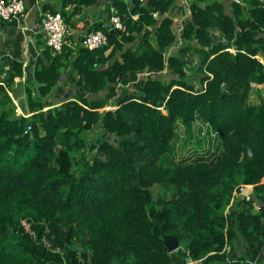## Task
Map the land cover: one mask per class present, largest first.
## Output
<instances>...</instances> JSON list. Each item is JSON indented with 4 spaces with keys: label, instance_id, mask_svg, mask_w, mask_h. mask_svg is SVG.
Returning a JSON list of instances; mask_svg holds the SVG:
<instances>
[{
    "label": "trees",
    "instance_id": "obj_1",
    "mask_svg": "<svg viewBox=\"0 0 264 264\" xmlns=\"http://www.w3.org/2000/svg\"><path fill=\"white\" fill-rule=\"evenodd\" d=\"M95 2L62 0L60 13L74 25L73 15ZM175 2L109 0L122 25L103 28L105 44L58 51L45 44L30 80L43 98L64 67L78 90L59 104L44 108L26 86L23 112L16 111L20 59L0 78V264H183L186 256L215 264L243 243L252 258L264 254V98L248 102L252 86L264 87V64L253 56L264 20L192 2L181 42L166 56L177 40L168 14ZM43 10L59 12L49 3ZM215 24L225 40L212 41ZM231 41L235 52L226 48ZM6 50L0 44V55ZM189 51L199 56V86L182 59ZM145 68L157 73L110 100L127 73ZM203 124L214 155L169 156L177 125L183 140L197 144ZM241 184L252 186L247 195ZM152 186L160 188L155 195ZM167 233L177 236V248L167 250Z\"/></svg>",
    "mask_w": 264,
    "mask_h": 264
},
{
    "label": "crops",
    "instance_id": "obj_2",
    "mask_svg": "<svg viewBox=\"0 0 264 264\" xmlns=\"http://www.w3.org/2000/svg\"><path fill=\"white\" fill-rule=\"evenodd\" d=\"M192 2L199 7L214 4L213 9H218L223 14L231 16L234 19L239 18L243 21H255L257 18H259L264 20V0H242L241 2H235L233 0H176L172 8L169 9L168 13L172 16L173 22H175V24L179 21L183 24V21L190 16V6ZM45 3H49L50 6L57 8L60 13L62 0H25V11L21 16H19V18L11 21L0 20V44H3V46L7 48L6 52L0 55V78L3 77L5 73L11 68L14 59H20L22 61V76L20 79H16L17 81H14L12 84L14 88L12 92H14V95H12V92L9 91L12 95L14 103L16 104V109H18L17 112H23L22 108L20 107V103L22 101L24 104H26V86H29L33 89L31 92L32 97L41 99L43 101L45 105L44 108L59 104L63 100L71 98L78 90V88L70 81L64 79L66 69L61 67V78L57 81L56 85L49 91V93L43 98H40L35 94L34 83L30 80V78L33 76L36 58L38 55L42 54V48L46 44L45 35L40 24V11L43 10V4ZM110 6L112 5H110L109 0H96L95 3L90 5H83L81 10L73 15L75 24L70 25L71 33L69 34L68 43L73 49L78 46V42L82 34L88 30V28L93 23L103 21L108 18ZM70 9L71 4L67 3L64 7V10ZM157 17H159V15ZM218 27L219 25L215 24L210 28L212 41L219 39L225 40L224 35L221 33V30ZM257 36L264 37V24H262L258 29ZM226 48L231 52H235L237 50L236 44L232 41ZM174 49H176V46L171 45L167 51H173ZM187 53L193 55L192 63L187 64L189 67H191L186 68L187 74L193 81L194 85L199 86V75L193 70L199 61V56L197 53L192 51ZM253 56L258 58L264 64V42L258 45L257 52ZM140 72L141 70L136 71L133 74L127 73L122 81L119 82L120 88H118V96L112 97L110 100L116 97L118 98L120 95L139 88L140 83L146 77L145 75H141ZM167 74L171 73L167 72ZM261 98H264V87L258 88L257 86H252L248 94V102L258 103ZM29 113L30 112L26 110V114ZM241 198L243 199L242 196H240L238 199L240 202L237 208L240 209V212H245ZM226 246L228 249L230 245L227 244ZM240 254H242L243 257L238 256ZM234 257H239L238 264H254L260 261L261 258L264 259V254L260 258H252L247 243H243L236 248H233L228 256V260H221L215 264H227V261L231 262ZM190 262L191 264H200L201 259L190 258Z\"/></svg>",
    "mask_w": 264,
    "mask_h": 264
},
{
    "label": "built area",
    "instance_id": "obj_3",
    "mask_svg": "<svg viewBox=\"0 0 264 264\" xmlns=\"http://www.w3.org/2000/svg\"><path fill=\"white\" fill-rule=\"evenodd\" d=\"M235 2H241L242 0H233ZM25 0H0V20L11 21L19 18L25 11ZM109 16L105 21H101L100 27L91 28L86 30L80 40L79 44L88 48L99 47L107 42V36L103 28H116L121 27L122 22L117 9L114 6L109 8ZM152 16L157 17V11L152 12ZM40 24L41 29L45 35V43L54 50H60L64 44L69 43V34L71 33L70 25L65 21L64 16L59 12H51L49 10L40 11ZM182 22H173V28L176 36V47L180 43V35L182 31ZM170 51L165 52L167 56ZM157 73L153 69H143L140 74L146 77L150 74ZM248 186V185H247ZM246 185L241 184L239 186L241 192ZM247 195V194H245Z\"/></svg>",
    "mask_w": 264,
    "mask_h": 264
},
{
    "label": "rangeland",
    "instance_id": "obj_4",
    "mask_svg": "<svg viewBox=\"0 0 264 264\" xmlns=\"http://www.w3.org/2000/svg\"><path fill=\"white\" fill-rule=\"evenodd\" d=\"M117 87L120 88L119 83H118ZM32 91H33V89L31 88V92ZM108 107L109 108L110 107H115V105L114 104H109V106L108 105L104 106V108H108ZM16 111H18V109H16ZM197 125H198V122H196V125L193 126L195 133L197 131V129H196ZM204 126L205 125L203 124L202 127L200 128V129H202V132L203 131L205 132V134L203 135V136H205L204 141H201L200 143L196 144V139H191L190 138L188 140H186V139L183 140L184 135H183V132H182V126L177 125V127H176V131H177L176 141H177V144L175 145L176 148L173 150L172 153H169V156H171L174 160H181L182 158H185L188 155L193 156L196 153H200V152L205 151V150H206L205 154L207 155L206 158H209L212 155H214L218 151V149L215 146L211 145V142H210L211 140L208 141V138H207L208 134L206 132L208 130H205ZM92 133H93V131H91V130L88 131V136L89 137L93 136L94 134H92ZM262 180H264V177L262 178ZM158 189H160V188H156L154 186L151 187V192L153 193V195H155L158 192L157 191ZM238 198H240V196H237L235 198V200L236 199L238 200ZM241 200L243 201L242 198H241ZM239 202H240V200H239ZM255 206H256V203H253L251 210L257 211V206L256 207ZM245 210H246V208H245Z\"/></svg>",
    "mask_w": 264,
    "mask_h": 264
},
{
    "label": "water",
    "instance_id": "obj_5",
    "mask_svg": "<svg viewBox=\"0 0 264 264\" xmlns=\"http://www.w3.org/2000/svg\"><path fill=\"white\" fill-rule=\"evenodd\" d=\"M182 59L187 64H190L193 61V55L186 52L183 54ZM251 189H252V186L248 185L242 190V193L248 194L251 191ZM163 240H164V245L167 248V250H173L179 246V240L174 233L163 234ZM183 264H191L189 256L185 257Z\"/></svg>",
    "mask_w": 264,
    "mask_h": 264
}]
</instances>
